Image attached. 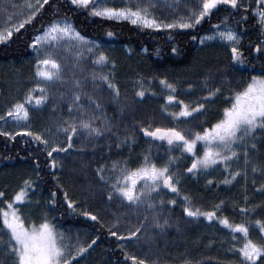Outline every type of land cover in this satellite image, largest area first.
Returning a JSON list of instances; mask_svg holds the SVG:
<instances>
[{
  "label": "trees",
  "instance_id": "16d2710c",
  "mask_svg": "<svg viewBox=\"0 0 264 264\" xmlns=\"http://www.w3.org/2000/svg\"><path fill=\"white\" fill-rule=\"evenodd\" d=\"M25 2L26 0H0V30L26 18L28 12L24 7ZM31 2L35 3V0ZM186 2L190 3V0ZM108 4L122 6L120 2ZM247 4L248 0H245V6ZM251 7H255L254 2ZM218 8L219 10L213 11L210 19L206 18L195 30H157L140 28L128 21L117 22L92 17L89 15L90 8L78 9L70 4V0H49L30 25H25L19 33L14 32L6 43H0V115L12 104L23 101L28 90L35 86V53L29 48L33 38L43 26L65 16L74 21L84 35L98 40L101 43L100 51L110 60L108 67L101 69L93 66L94 57H87L81 61L83 71L77 70L75 77L83 80L90 77L92 72L107 73L112 70V82L120 89L119 98L114 99L106 86L101 85L99 90L94 89L90 79L84 85V90L96 97L103 106L104 114L113 126L112 132L91 140L85 134L74 137L72 149L67 153L53 154V158L58 162L55 170L48 167L51 160L42 145H37L27 137L9 140L0 135V191L5 192L4 199L11 200L24 181L30 180L34 184V191L28 193L31 203L21 206V212L28 220L38 224L43 213H47L49 219L55 216L58 229L70 236L73 243L85 246L99 236L97 243L82 257H77L73 264H132L131 260H126L125 254L135 255L145 260V264H184L186 260L192 264H240L241 258L238 254L229 251L233 244H224L215 238L218 222H208L203 218L197 221L187 217L183 212L182 198L188 196L193 206L201 208L202 211H211L212 205L224 201L225 204L217 215L227 216L234 223L246 219H264V208L257 209L255 214L246 218L241 217L238 210L233 211V204L245 206L242 178H238L233 185L220 184L224 178L221 168L211 170L209 175H182L180 196L164 191L155 197L156 200L163 198L166 202L177 200L174 206L165 203L163 209H157L161 213V223L165 218L169 220V226L161 232L154 227L150 211L143 207L138 209L129 206L127 202L116 197L108 200L110 187L102 183L97 174L100 166L111 168L114 161L127 160L129 166L135 167L141 163L142 156L147 154L148 149H151L157 164L166 160L169 154L179 156L178 150L168 153L166 143L154 142L144 137L140 129L177 127L202 131L204 127H210L220 118L222 109L228 106L225 97L243 89L251 75H264L261 71L264 55L255 52L256 44L264 41V30L259 26L257 18L251 10L245 13L242 9L233 12L224 6ZM171 12L172 9L164 4H157L155 14L169 22L178 15L187 14L184 11V3L176 11V16L171 15ZM242 15H247V21L235 25V21L240 20ZM9 16L12 17L11 21L8 20ZM225 16H230V25L243 33L240 46L245 60L243 66L232 62L230 47L225 44L212 41L199 46V39L192 40L194 35L199 37L210 34L212 25L219 23ZM109 31L114 33L112 37L107 36ZM173 47L177 49L175 54L172 53ZM66 54L64 52L56 55V59L63 66L65 80L69 71ZM111 62L115 63L114 69ZM251 65H255V68H251ZM162 79L174 83L178 89V99L191 103L192 106H195L199 98L207 95L203 87L205 81H208L211 88L220 87L222 93L214 102L206 105L208 111L203 115L176 123L161 111L166 97L159 83ZM140 80L150 85L144 87L148 91L143 98L135 95L136 91L140 90L137 83ZM189 85H192L190 92L186 91ZM59 86L60 84H56L47 87ZM153 92L155 96L151 94ZM85 106L87 107L86 102ZM68 118L66 101H61L58 95L52 94L48 104L41 109L30 108V120L27 124L17 127L10 122H0V130L20 132L23 128H28L34 133H42L46 128L54 129ZM96 126H100V121L96 122ZM126 134L134 135L135 143L116 148V143ZM64 142L65 136H61L62 146H66ZM257 148L258 152L254 155L258 161L264 162V141H258ZM201 152L202 149L198 145L197 154ZM190 164L191 158L186 155L173 171L183 174ZM237 167L239 165H232L233 170ZM252 178L249 171V181ZM209 179L215 182L211 186L206 184ZM255 179L257 187L264 183V176L259 173ZM53 191L56 192L57 200L55 210L46 204ZM65 192L68 193L69 199L76 202L75 213L67 209ZM246 194L250 198L249 207L264 203V194L255 192L250 182ZM83 211L96 215L98 221L84 217ZM145 215L148 216L146 221ZM117 221L119 227L113 230H117L120 235H127L141 224L143 229L137 238L119 241L108 232L109 227ZM249 235L253 241L261 242L257 228L250 227Z\"/></svg>",
  "mask_w": 264,
  "mask_h": 264
},
{
  "label": "snow or ice",
  "instance_id": "6c2138e0",
  "mask_svg": "<svg viewBox=\"0 0 264 264\" xmlns=\"http://www.w3.org/2000/svg\"><path fill=\"white\" fill-rule=\"evenodd\" d=\"M101 0H70V4L78 9H91L89 15L99 17L110 21H128L132 25L146 29H191L195 30L205 19H210L214 10H219L218 6L230 8L233 12H239L241 9L247 13L251 10L252 14L257 18L258 24L264 30V0H248L245 6V0H120V7H100ZM112 2V0H105ZM254 2L255 7H251ZM49 3V0H26L24 7L28 14L26 18L20 20L18 24L6 27L0 30V43H6L11 39L14 32L19 33L25 25H30L41 9ZM164 4L170 13L176 16V11L184 3V11L186 15H178L169 22L166 19L159 18L155 13L157 4ZM231 17L225 16L221 21L212 25L211 34L204 36H192V40L199 39L201 45L207 41L218 40L223 42L225 46L230 47L231 60L234 64L245 65L243 53L240 50L243 33L238 31L236 27L230 25ZM247 15H242L240 20L235 21V25L246 22ZM11 21L12 17L9 16ZM223 28V30H221ZM113 32H107L108 37H112ZM62 45L67 47L63 50L73 54V79L72 87L68 92H61L59 99L66 101L69 118L64 120L56 128V134L65 136L66 146L56 144L54 138L46 139L45 136L52 135V129L46 128L42 133H34L28 128H23L20 132H10L0 130V135L9 140H15L17 137H27L34 141L37 145H42L47 151V157L51 162L48 165L55 170L58 162L53 158L54 153H67L73 148V138L85 134L89 140L101 138L105 133L112 132V124L104 114V108L92 95L84 90V85L89 79L94 89L99 90L101 85L111 92L114 99L120 96L119 87L113 83L114 71L107 73L92 72L90 77L83 80L75 77L77 70L83 71L81 61L87 57H94L92 64L94 67L107 68L110 60L103 52L99 51L101 45L93 40H89L76 29L73 22L68 17L53 20L47 26H43L39 30L29 48L35 53V86L28 90L23 102H16L0 115V122L4 124L13 122L17 127L27 124L30 120L29 107L33 109H41L48 104L51 99V93L48 85H64L67 81L64 78L62 65L53 58L54 53L60 49ZM129 51H131L129 49ZM146 52L147 49H144ZM255 52L264 55V41L256 44ZM172 53H177L175 47ZM87 54V57H86ZM159 55V50H157ZM112 69L115 63L111 62ZM255 68V65H251ZM261 71L264 72V65H261ZM140 88L135 95L143 98L148 89L144 88V81L137 82ZM160 85L168 91L165 97V104L161 106V111L176 123L194 118L196 115H203L208 111L206 105L214 102L222 93L220 87L211 88L208 81L203 84L206 96L199 98L195 102V106L191 103H185L184 100L178 99L177 86L168 82L166 79L159 81ZM192 85L188 86L186 91H191ZM39 93V95H34ZM153 96L156 94L151 93ZM85 102L87 107L85 106ZM225 103L228 105L222 109L221 116L210 127H204L202 131H192L190 129H178L177 127H156L150 130V127L141 128L144 137L150 138L154 142H162L167 145V152L179 151V156L168 155L166 160L157 164L153 159L151 149L147 154L142 156L141 163L134 169H129L128 161H114L111 168L100 166L97 174L100 181L108 184L110 191L108 200L114 197L127 202L129 206L136 208L143 207L146 211L152 213L154 227L163 232L169 226V220L164 219L160 222V212L157 209H163L165 203L168 205H176L177 200L172 199L167 202L160 198L156 200L164 190L180 196V185L182 184V175L199 174L209 175L211 170L221 168L224 178L220 181L223 185H233L238 178H242L244 185L242 191L243 203L245 206L240 207L233 204V211L239 212L241 217H250L255 214L257 209L264 208V203L249 207V196L247 186L249 182L253 186L255 192L264 194V183L257 187L256 175L259 173L264 176V162L258 161L255 153L258 152L257 142L264 141V75H251L246 86L234 91L228 97H225ZM170 106H178L179 111L169 112ZM56 110V105L53 106ZM100 121V126H96V122ZM199 127L200 125H196ZM259 134V135H258ZM135 136L126 134L122 140L116 143V148H120L124 144H134ZM198 145L202 149L201 154H197ZM111 147V145H109ZM158 155V154H157ZM191 158V164L181 174L179 171H173L178 167V163L185 156ZM242 161V163H241ZM237 164L235 170L232 165ZM39 165H36L37 176ZM249 171L252 179L249 181ZM110 172L112 175L105 177L104 173ZM215 182L211 179L206 184L211 186ZM59 187V185H58ZM34 191V184L30 180H25L24 184L15 192L11 200H5V192L0 191V264H73L77 257L86 254L99 240V236L86 246L80 243H73L72 238L58 229L55 223L56 217L49 219L47 213L41 216V222L35 223L28 220L21 212V206L31 203L28 193ZM183 212L187 217L193 220L203 218L208 222H218L223 228L229 231L233 247L229 249L241 258L240 264H264V219H246L240 223L232 222L227 216H218L225 204L220 201L212 205L211 211H202L201 208L195 207L188 196H184ZM64 201L67 209L75 213L76 202L68 197V193H64ZM39 203V202H37ZM46 204L52 210H55L57 200L56 192L50 193V198ZM82 215L91 221H98V217L88 211H83ZM148 216H144L146 221ZM119 227V221L109 227L108 232L111 237L117 238L119 241H130L137 238L143 229V224L134 231H129L127 235L118 234L114 228ZM255 227L260 234V241L255 242L250 238L249 229ZM236 234H241L243 244L238 249L235 248ZM78 240V237H77ZM123 245H121V248ZM126 260H131L132 264H145V260L139 259L135 255L129 256L125 254ZM184 264H192L191 261H185Z\"/></svg>",
  "mask_w": 264,
  "mask_h": 264
},
{
  "label": "rangeland",
  "instance_id": "374dc122",
  "mask_svg": "<svg viewBox=\"0 0 264 264\" xmlns=\"http://www.w3.org/2000/svg\"><path fill=\"white\" fill-rule=\"evenodd\" d=\"M120 2V0H112V2L111 3H115V4H117V3H119ZM99 6L100 7H104V6H108V7H115V6H112V5H109L108 4V2L106 3L105 2V0H101V2H100V4H99ZM116 7H118V6H116ZM56 19H60V18H56ZM56 19H54V20H56ZM71 20V19H70ZM53 21V20H52ZM51 21V22H52ZM72 21V20H71ZM50 22V23H51ZM73 22V24H74V26L76 27V29L77 30H79L78 29V27L75 25V23H74V21H72ZM19 23V22H18ZM18 23H14V24H10V25H8V26H6V27H11V26H13V25H15V24H18ZM49 24V23H48ZM48 24H46L45 26H47ZM6 27H4V28H2L1 30H4ZM221 30H223V28L221 29ZM80 31V30H79ZM81 32V31H80ZM39 34V33H38ZM81 34L82 35H84L82 32H81ZM211 34V33H210ZM205 35H208V34H205ZM86 38H88L89 40H93V41H95V42H97L99 45H101V43H99V41L98 40H96V39H92V38H90V37H88V36H86V35H84ZM204 36V35H203ZM214 41H217V40H214ZM209 42H212V41H207L206 43H209ZM205 43V44H206ZM223 43V42H222ZM200 44V43H199ZM201 45V44H200ZM202 46V45H201ZM67 46L66 45H62L61 47H60V49H58L55 53H54V55H53V58H55L56 59V55H58L59 53H64L65 51L63 50L64 48H66ZM128 50H129V48H127ZM99 51H100V49H99ZM144 52V51H143ZM65 53H67L66 55H68V68H69V71H68V73H67V75H68V77H67V83H65L64 85H60L59 87H50L49 88V91H50V93H51V95L52 94H54V95H58V96H60V93L61 92H67L71 87H72V79H73V63H74V61H73V54H71V53H68V52H65ZM145 53V52H144ZM65 56V55H64ZM86 57H87V54H86ZM58 61V60H57ZM62 65V64H61ZM63 67V66H62ZM150 85L149 84H147V83H145L144 84V87H149ZM161 87H162V89H163V91H164V93L166 94V96L169 94L168 93V91L167 90H165L164 88H163V86L161 85ZM34 95H39V93H34ZM95 99L100 103V101L95 97ZM21 102H23V101H21ZM29 107V112H30V108H32L31 106H28ZM168 110L170 111V112H173V111H179V107L178 106H170L169 108H168ZM10 123H12V124H14L13 122H11V121H9ZM15 125V124H14ZM56 128H57V126H55V128L53 129V128H51L52 129V135L51 136H45V138L46 139H50V140H52L53 138H54V142L56 143V144H61L60 142H61V136H64L63 134H59V135H57L56 134ZM202 153V152H201ZM200 153V154H201ZM139 165V164H138ZM138 165H136L135 167H137ZM106 168H108L107 166H105ZM128 167H129V169H134L135 167H131V166H129L128 165ZM104 175H105V177L107 178L108 176H110V175H112V173H110V172H105L104 173ZM164 191H167V192H169L168 190H164ZM163 191V192H164ZM163 192H161L160 194H162ZM170 193V192H169ZM218 226V228H217V230H216V233H215V238L216 239H218V240H220L222 243H224V244H227V242H229V243H231V244H233V241L231 240V236H230V234H229V231L227 230V229H225V228H222V227H220V225H217ZM60 231H62V232H64L63 230H60ZM67 235V234H66ZM242 244H243V239H242V237H241V234H236V242H235V246H238V247H241L242 246Z\"/></svg>",
  "mask_w": 264,
  "mask_h": 264
}]
</instances>
